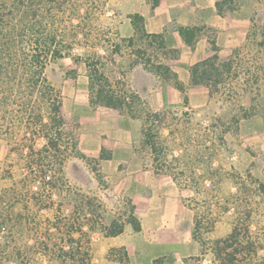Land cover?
I'll return each mask as SVG.
<instances>
[{
    "label": "rangeland",
    "instance_id": "obj_1",
    "mask_svg": "<svg viewBox=\"0 0 264 264\" xmlns=\"http://www.w3.org/2000/svg\"><path fill=\"white\" fill-rule=\"evenodd\" d=\"M1 1L7 3L3 9L5 19L0 22L2 90L28 87L24 78L32 51L31 40L37 37L32 26L41 24L47 26L45 32L55 35L56 41L65 47V56L51 58L45 73L62 93L64 110L74 118L84 115L82 110L89 97L88 70L84 63L77 66L74 57L93 51L105 53L99 45L112 39L122 15L133 8L135 0H66L56 4L47 0H24L19 3L20 7L13 4L14 0ZM26 9L30 12L26 13ZM246 68L242 72L247 75ZM108 69L116 71L117 67L109 64ZM20 78L23 82L18 81ZM241 88L226 87V91L219 93L223 87H211L212 102L204 107L159 111L160 152L156 163L147 147L141 146L146 163L156 164L162 178L175 183L169 192L185 205L187 214L183 216L185 219L188 216V223L191 220L193 224L200 223L194 235L203 246V254L192 257L187 264H216L214 243L226 237L237 222L249 225L250 234L257 241L258 252L247 263L264 264V193L260 190V183L264 184V156L258 157L260 150L250 148L248 133L240 131L241 120L258 107L242 104ZM256 88L253 87L251 97L261 99ZM183 92H187V87ZM145 102L144 106H137V115H143L144 108L155 111L149 107L147 98ZM17 107L11 104L9 110ZM4 116L6 120L2 121ZM13 117L19 120L16 115ZM11 118V112L0 108V124L4 125L0 127V264H62L56 254L45 250L47 243L52 248L58 236L52 220L60 198L55 193L51 208L42 207L47 203L48 192L43 183L31 177L27 161L20 157L21 152L28 151L27 125L15 122V133L8 136L4 133ZM137 119L142 122L143 116ZM18 145L21 151L17 150ZM82 148L80 143V151ZM101 163V157H76L66 167L72 187L95 198L90 207L94 211L95 230L90 233V240L81 241L90 248L95 246L93 233L104 231L102 222L98 221L101 215L105 214L109 224L114 215H125L129 209L126 183L118 182L111 172L103 170ZM119 175L126 181L131 174ZM98 199L103 200V206ZM86 201L89 203L88 198ZM71 209L67 203L63 213L68 215ZM173 212L179 213V208H173ZM84 231H89V227L85 226ZM116 254L121 258L125 255L119 250ZM99 258L98 263H91L104 264Z\"/></svg>",
    "mask_w": 264,
    "mask_h": 264
},
{
    "label": "crops",
    "instance_id": "obj_2",
    "mask_svg": "<svg viewBox=\"0 0 264 264\" xmlns=\"http://www.w3.org/2000/svg\"><path fill=\"white\" fill-rule=\"evenodd\" d=\"M133 14L144 17V29L148 33L162 34L167 47L181 51L180 57L168 64L187 87L184 93L174 81L163 80L143 63L129 67L134 57L130 55L131 49L125 48L122 55L116 56V67L127 71L129 87L145 104L147 98L149 107L155 110L148 111L199 109L212 102L211 87H223L219 93L226 91V87H242L239 91L242 104L257 106L259 110L255 107L251 115L241 120L240 131L248 133L250 148L260 150L258 157L264 156V0H161L156 4L154 0H135L133 8L122 15L113 40L136 35ZM182 29L192 33V43L187 42ZM212 39L216 48L210 44ZM214 55L220 57L216 67L223 72L222 80L211 81L209 85L193 84L192 67ZM226 63L228 67L224 66ZM246 66L247 75L242 72ZM253 87H257L261 99L251 97ZM82 111L84 115L75 118L65 111L80 122L81 153L87 157L104 155L103 170L111 172L118 182L126 183L127 200L134 204L135 216L141 224L137 230L126 223L124 231L115 236L95 231L92 262L98 263L101 256L104 264H157L158 261L187 264L192 257L203 254V246L194 235L195 224L192 220L188 223V216L187 221L183 216L187 212L185 205L169 192L175 183L164 180L156 164L146 163L145 150L141 148L144 120L141 122L111 108L93 107L90 96ZM145 149L150 156L154 155L152 159L156 163L155 154L148 147ZM124 172L131 174L126 181L119 175ZM175 207L179 213L171 214ZM118 250L125 253L123 258L116 257Z\"/></svg>",
    "mask_w": 264,
    "mask_h": 264
},
{
    "label": "trees",
    "instance_id": "obj_3",
    "mask_svg": "<svg viewBox=\"0 0 264 264\" xmlns=\"http://www.w3.org/2000/svg\"><path fill=\"white\" fill-rule=\"evenodd\" d=\"M52 4L66 0H47ZM161 0H154L159 3ZM24 0H14L15 6L20 7L19 3ZM6 2L0 0V22L5 19L3 12ZM30 12L26 9V13ZM35 16L36 13H35ZM133 24L136 29V35L122 38L119 41L109 39L107 43H101L99 47L104 49L105 53L93 51L86 53L85 56L74 57V63L78 66L84 63L88 70L89 77V96L93 107H107L118 110L129 115L132 118H141L143 116L144 126L142 129L143 146L151 149L155 154V161L158 160L159 144V119L161 114L150 112L143 109V115H137V106H144V100L135 92L126 81V70L118 68L116 71L108 69L109 64L117 65L116 56L122 55L126 49H131L130 55L134 57V64L143 63L144 66L160 76L163 80L174 81L180 90H184V85L179 81L177 73L168 64V61L180 57L181 51L176 48H169L162 34H151L144 29V17L140 14H133ZM0 23V27H1ZM46 27L34 24L32 29L35 33V39L31 40L32 51L28 63V72L24 80L28 87L26 89H6L0 87V108H5L6 112H11L12 118L5 128L6 135L10 136L15 122L25 123L27 125V138L25 154L21 152L20 157L27 161L31 177L36 182L44 184L47 194V203L42 207H50L54 202L55 193L60 198L56 205L55 217L52 223L56 226L58 236L55 238V244L52 248L47 243V253L51 251L57 255V259L62 264H92L91 248L81 243L85 238L90 240V233L95 230L93 224L94 211L91 205L93 196L81 193L75 190L70 182L66 172L67 164L73 158H87L79 150L81 140L80 122L71 118L63 108V96L60 90L49 80L45 73L48 61L65 56L62 42H57L55 35L47 33ZM44 29V30H43ZM187 42L192 43V33L187 29L181 30ZM48 35L45 39L42 36ZM210 44L216 48L214 39ZM218 55L206 59L191 69V81L197 85H209L211 81L215 83L222 80V71L216 67ZM1 60V57H0ZM228 67V64H224ZM3 63H0V79L3 82L2 74ZM10 76V75H7ZM13 77V76H12ZM16 78V77H14ZM13 79V78H12ZM23 82V79H18ZM218 88V87H215ZM218 90V89H216ZM187 98V97H186ZM11 104L18 106L10 109ZM9 110V111H8ZM13 115H16L15 120ZM250 114H246L248 117ZM6 116L3 117L4 121ZM0 127H4L0 124ZM41 140V141H39ZM19 146V145H18ZM21 146L17 150L21 151ZM104 158V155H101ZM13 176V175H11ZM101 180V179H100ZM256 179H251V181ZM260 190L264 193V184L260 183ZM87 198L88 202L87 203ZM99 200V205L103 206V200ZM80 201L82 203H80ZM72 206L68 215L64 214L65 204ZM55 206V205H54ZM128 211L123 215L120 213L111 223L108 224L105 214L101 215L98 221L103 224V232L106 235L115 236L124 231L125 224L130 223L135 229H141L140 221L135 216V206L128 200ZM106 208H104L105 211ZM88 226L89 231H84ZM200 228V223L196 221L195 232ZM211 231V230H210ZM250 226L243 223H235L232 231L224 238L215 241L213 246L214 259L216 264H249L247 263L252 255L257 254V241L250 234ZM52 239L51 234L47 233ZM86 240V241H87ZM88 242V241H87ZM158 261V260H157Z\"/></svg>",
    "mask_w": 264,
    "mask_h": 264
}]
</instances>
